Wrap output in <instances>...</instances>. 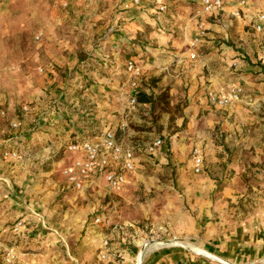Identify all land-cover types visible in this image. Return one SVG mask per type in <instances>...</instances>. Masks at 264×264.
<instances>
[{"label":"crops","instance_id":"crops-1","mask_svg":"<svg viewBox=\"0 0 264 264\" xmlns=\"http://www.w3.org/2000/svg\"><path fill=\"white\" fill-rule=\"evenodd\" d=\"M126 2L131 4L128 9L123 8ZM236 2L228 0L223 10L203 15L209 34L193 50L190 43L198 33L194 14L200 0H141L139 4L116 0V5L125 11L118 17L124 28L119 29L121 34H113L101 43L98 51L103 62L101 70L79 73L88 74L94 84L85 85L80 93L77 90L84 88L82 83L72 84L75 93L68 99L72 106L68 121L63 118L64 114L51 111L37 122L33 127L37 130L32 132L25 126L27 115L21 120L22 127L9 138L0 136V235L17 254L12 264H139L142 244L150 238L142 235L143 230L137 223L111 221L104 210L89 221L93 207L87 209L88 213L80 214L71 208L78 197L89 199L88 194L93 196V191L102 193L104 189L121 193L126 190L134 181L132 174L139 165V155L136 152L135 169L126 173L121 191H115L104 176L96 173L83 189H75L67 182L63 170L81 153L70 152L66 142L72 136V142L96 140L108 129L115 130L117 136L118 131H126L122 124L137 122L139 108L150 105L139 100L140 94L150 98L157 91L148 83L149 79L160 76L165 86H171V93L187 102L186 116L189 117V127L179 134L185 139L184 143H179V136H171L165 148L175 161H181L188 159L192 146L199 147L203 165L189 184L188 194L194 191L189 197L197 210L195 216L177 213L178 220L173 224H163L156 229L163 234L165 243L170 241H166L170 237L167 235L172 232L188 235L190 239L195 234L197 237L193 241L183 238L185 248L169 243L152 244L144 252L141 264H221L193 253V246L235 264H264V205L250 210L256 197L237 191L240 182L237 179H231V192L228 189L227 197L215 192L218 184L215 173L230 183L223 175L245 167L246 158L242 154L236 157V150L249 147V139L257 135L252 128L264 120V28L256 29L258 16L264 13V0H250L241 17L232 14ZM161 3L166 5L163 12L158 9ZM136 38L143 42L145 52L140 45L131 43ZM192 51L196 52V57H192ZM128 53L133 55L128 58L135 57L144 72L135 105L131 104L135 92L126 69L128 58L122 59ZM234 61L238 62L236 66ZM83 63L84 67L89 65V62ZM233 85L242 86L241 100L225 106L210 103L208 90L227 95ZM37 101L39 113H45L48 105L41 99ZM26 105L29 104L23 107ZM10 120L19 124L16 117ZM149 142L143 143L146 152ZM6 149L18 151L20 156L5 157ZM38 150L44 155L40 157L42 162L61 153L65 156L57 162L54 160L53 168L48 170L32 163L31 157L27 158ZM190 160L195 167L194 159ZM57 164L63 178L60 183L48 178ZM220 169L225 170L217 171ZM32 186H38V192L43 193L30 190ZM45 189L52 192L48 194ZM229 199L231 213H226L224 202ZM261 199L264 204V197ZM59 200L66 201L67 210H62ZM96 216H102L105 222L97 223ZM19 220L24 222V227L16 234L8 224L13 222L14 225ZM78 229L85 232L83 247H79L81 252H76L73 245ZM107 239L108 245L104 242ZM0 264H8L2 251Z\"/></svg>","mask_w":264,"mask_h":264},{"label":"rangeland","instance_id":"rangeland-1","mask_svg":"<svg viewBox=\"0 0 264 264\" xmlns=\"http://www.w3.org/2000/svg\"><path fill=\"white\" fill-rule=\"evenodd\" d=\"M123 12L125 11L116 5V0H90L88 2L81 0H0L1 138H9L11 133L21 126V120L27 115L25 126L32 129V132L37 130L33 129L37 122L44 116H48L51 111L64 114L63 118L66 122L68 121V112L72 107L68 99H71V95L75 93L72 84L82 83L84 88H79L78 93L86 88L85 85L94 84L93 78H88V74H91L90 71H100L103 67L98 51H100L101 43L109 36L121 34L124 25L118 22V17L121 13L123 16ZM38 33H42L40 40L36 39ZM131 43L140 45L143 51H146L139 38ZM130 55L132 53L126 54V57L122 59L125 60ZM84 61L89 62V65L84 67ZM144 62L147 63V60L145 59ZM84 71L88 74L79 75ZM148 83L157 88V91L150 97L149 107L139 108V120L129 122L125 127L126 131H123L124 129L118 131L119 140L124 145L132 144L131 146L136 148L140 157L139 165L132 174L134 181L121 193L108 192L103 189L102 193H93V191L91 193L94 194L93 196L88 194L89 199L84 200L83 196H80L74 205L71 204V208L74 209V213L80 214L93 207L89 221H93L97 212L104 210L111 221H133L142 228L143 236L147 235L149 240L162 242L163 234L157 231L158 226L173 224L178 220L177 213L195 216L197 210L189 197L194 191L191 194H188V191L191 190L189 184L193 183L197 172L190 160L194 159L193 146L188 159L181 161H175L170 151L165 148L171 136H179L189 127V117L186 116L187 102L178 94L171 93V86H165L162 76L149 79ZM144 86L147 85L144 84ZM38 99L48 105L44 110L45 113H39L38 107L37 110L31 112L33 114L22 112L25 104L37 106ZM3 110H6L5 115L2 114ZM262 114L264 116V109ZM12 117L18 118L17 127L12 126L10 120ZM252 131H255L257 135L249 139V147L236 150V157L242 154L246 158L245 167L228 171L226 176L223 175L229 179L230 183L214 172L218 180L215 192L219 195L227 197L228 189L231 192V179H237L240 181L237 191L256 197L253 203L251 202L250 210H254L255 206L264 205L261 203L263 200L261 198L264 197V120L261 125L258 124L256 128H252ZM157 137L163 139L161 147H158L154 153L146 152L143 143ZM72 138L73 136L66 143H71ZM184 140L179 136L180 144H183ZM231 142H234V138H231ZM40 150L31 152L27 158L31 157L32 163L40 164L42 168L48 170L53 168L54 160L57 162L65 156L61 153L55 158L42 162L40 157L44 155ZM234 155L235 153L232 152V156ZM54 168L57 169H53V173L48 178L60 183L63 179L60 166H54ZM221 169L217 171L225 170ZM29 189H37L35 190L37 193H43L38 192L40 191L38 186H32ZM45 190L48 194L52 192ZM71 194L74 195L70 192ZM227 201L224 202V209L226 213H231V199ZM60 204L63 207L62 210H67L68 205L65 200L60 201ZM12 223L8 224L10 228L13 226ZM83 236L85 232L81 229L74 234L75 243L73 245L76 247V252H81L79 247H83L81 245ZM167 236H170L166 240H170L168 245L181 244L184 248L186 246L183 244L185 241L183 238L190 241L197 237L195 234L190 239L188 235H177L173 232ZM156 245L159 244L156 243ZM196 252L198 251H193L214 263L235 264L209 251H207L208 254L202 253L203 255Z\"/></svg>","mask_w":264,"mask_h":264},{"label":"built area","instance_id":"built-area-1","mask_svg":"<svg viewBox=\"0 0 264 264\" xmlns=\"http://www.w3.org/2000/svg\"><path fill=\"white\" fill-rule=\"evenodd\" d=\"M88 2L90 0H81ZM154 2H160V0H152ZM228 0H200L199 5L195 9L194 16L197 18V30L196 37L191 41L190 46L194 50L199 43L209 34V29L206 23L202 20L205 13H210L216 10H223ZM250 0H237L236 6L233 9L234 17H241L243 10L247 7ZM141 0H132V3L139 4ZM124 9L130 8L131 4L126 2L123 4ZM160 11L166 10V5L161 3L158 6ZM264 28V13H260L258 16V22L256 29L262 31ZM42 33L36 35V39L40 40ZM192 57H196V52L192 51ZM237 61L233 62L236 66ZM126 69L129 75L130 85L134 90V95L131 96V104L138 103V89L141 87L144 77L143 68L135 57H130L126 62ZM244 90L240 85H233L227 95L217 93L213 90L207 91V98L210 103L214 105L225 106L233 102L241 100ZM37 110L36 105H26L22 108L23 113H31ZM2 114H6V110L2 111ZM19 124L17 121L12 122L13 127H17ZM128 125L124 122L122 126L125 128ZM163 143L161 137H157L154 140L147 143V151L154 153L158 147ZM68 150L72 153L78 154V156L72 164L67 165L64 168L63 173L67 179V182L75 189H83L86 186V182L91 176L96 173L97 175L104 176L109 185L115 191H121L126 183L127 172L135 169L136 160V148L131 145H124L119 140L117 133L113 129H108L102 132L100 137L96 140L87 139L82 142H71L68 145ZM5 157L18 158L20 156L18 151L6 149L3 151ZM193 156L195 161V171L197 173L202 171L203 156L201 155L200 148H193ZM97 223L105 222L102 216H96ZM24 227L22 220L17 221L13 225V231L16 234H20ZM106 245L109 244V240L104 241ZM0 251L4 252L5 261L8 264H12L17 254L13 247L8 246L4 238L0 235Z\"/></svg>","mask_w":264,"mask_h":264},{"label":"bare ground","instance_id":"bare-ground-1","mask_svg":"<svg viewBox=\"0 0 264 264\" xmlns=\"http://www.w3.org/2000/svg\"><path fill=\"white\" fill-rule=\"evenodd\" d=\"M175 240H178V239H175ZM150 241H153V240H150ZM150 241H147V242H144L143 244H142V247H141V251H140V253L138 254V262H139V264H141L142 263V260H143V257H144V252L152 245V244H155V243H158V244H166V243H169V242H157V241H153V242H150ZM146 244H148V246L146 247ZM179 244V243H178ZM179 245H181V244H179ZM182 246V245H181ZM146 248V249H145ZM193 249L195 250V251H198V252H200V253H205V254H208V252L207 251H204V250H202L201 248H197V247H194L193 246ZM215 256V255H214Z\"/></svg>","mask_w":264,"mask_h":264},{"label":"trees","instance_id":"trees-1","mask_svg":"<svg viewBox=\"0 0 264 264\" xmlns=\"http://www.w3.org/2000/svg\"><path fill=\"white\" fill-rule=\"evenodd\" d=\"M141 102H151V99L144 93H141L139 96Z\"/></svg>","mask_w":264,"mask_h":264},{"label":"water","instance_id":"water-1","mask_svg":"<svg viewBox=\"0 0 264 264\" xmlns=\"http://www.w3.org/2000/svg\"><path fill=\"white\" fill-rule=\"evenodd\" d=\"M150 242H153V241H150ZM148 246V244H146V247ZM146 249V248H145Z\"/></svg>","mask_w":264,"mask_h":264}]
</instances>
